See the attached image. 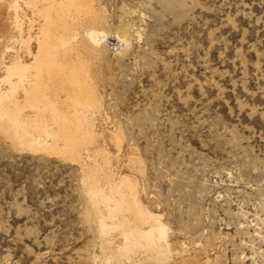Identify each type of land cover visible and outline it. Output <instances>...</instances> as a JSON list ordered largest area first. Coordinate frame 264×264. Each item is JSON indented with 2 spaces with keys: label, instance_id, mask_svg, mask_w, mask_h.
<instances>
[{
  "label": "rangeland",
  "instance_id": "rangeland-1",
  "mask_svg": "<svg viewBox=\"0 0 264 264\" xmlns=\"http://www.w3.org/2000/svg\"><path fill=\"white\" fill-rule=\"evenodd\" d=\"M94 1L107 19L96 51L78 28L102 101L90 152L162 215L170 264H264V0ZM13 3L0 0V79L17 49L32 58ZM83 181L78 163L0 129V264H117L122 236L102 235ZM144 258L121 264H165Z\"/></svg>",
  "mask_w": 264,
  "mask_h": 264
},
{
  "label": "bare ground",
  "instance_id": "bare-ground-1",
  "mask_svg": "<svg viewBox=\"0 0 264 264\" xmlns=\"http://www.w3.org/2000/svg\"><path fill=\"white\" fill-rule=\"evenodd\" d=\"M20 2L33 14L28 18L27 29L19 16ZM94 2L14 0L11 7L20 34L17 42L32 58L25 61L17 49V54L4 64L5 74L0 82L7 88L0 89V129L18 147L56 154L81 166L92 216L100 232L109 244L114 243V232L122 236L116 252L117 264L134 262L135 256L140 255L170 264L172 250L162 215L143 203L137 181L115 173L108 154L97 157L90 152L89 147L99 139L94 116L101 111L102 101L90 83L89 61L81 54L84 44L78 37V28L83 20L90 24L83 29V39L96 51L104 33L99 27L107 19ZM61 92L64 100L60 99ZM28 109L37 114L34 119L22 115Z\"/></svg>",
  "mask_w": 264,
  "mask_h": 264
}]
</instances>
